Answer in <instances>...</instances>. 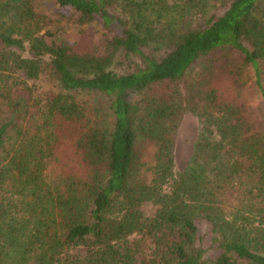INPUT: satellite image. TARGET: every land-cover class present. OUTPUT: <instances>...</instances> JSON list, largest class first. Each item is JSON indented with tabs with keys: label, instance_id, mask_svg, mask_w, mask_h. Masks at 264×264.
I'll return each instance as SVG.
<instances>
[{
	"label": "trees",
	"instance_id": "1",
	"mask_svg": "<svg viewBox=\"0 0 264 264\" xmlns=\"http://www.w3.org/2000/svg\"><path fill=\"white\" fill-rule=\"evenodd\" d=\"M0 264H264V0H0Z\"/></svg>",
	"mask_w": 264,
	"mask_h": 264
},
{
	"label": "rangeland",
	"instance_id": "2",
	"mask_svg": "<svg viewBox=\"0 0 264 264\" xmlns=\"http://www.w3.org/2000/svg\"><path fill=\"white\" fill-rule=\"evenodd\" d=\"M45 8L48 10L51 8L50 6H45ZM60 8H55L52 10V14L56 16V12H60ZM223 79L222 81H224ZM38 84V87L42 91H55L57 89L56 82L53 79V77H43V80H40L36 82ZM222 91L225 94L224 96H230L232 94L231 89L227 86L222 87ZM247 98L246 101L249 102V104L253 107L255 111H259V108H261V101L258 98L256 94H253L250 90V93L246 95ZM86 100H94L95 102L99 99L97 96H84ZM199 130V122L198 119L192 115H187L184 119L183 126L180 132L179 141H178V147L176 151V169L180 170L183 168L186 163L188 162L192 149L193 144L198 136ZM58 158L59 163L57 165H54L53 168L56 166L57 170H62L65 174L69 172H78L79 167L77 166V156L75 155V151L69 147V146H62L58 151ZM237 205V204H236ZM134 241H137L144 245V248L148 250L152 245L149 242V240L142 239L141 237H135L133 239Z\"/></svg>",
	"mask_w": 264,
	"mask_h": 264
}]
</instances>
